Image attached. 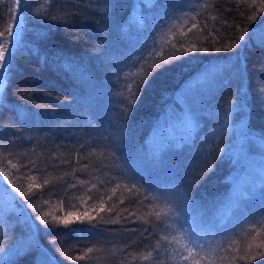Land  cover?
<instances>
[{
  "label": "trees",
  "instance_id": "obj_1",
  "mask_svg": "<svg viewBox=\"0 0 264 264\" xmlns=\"http://www.w3.org/2000/svg\"><path fill=\"white\" fill-rule=\"evenodd\" d=\"M5 56L0 264H264V0H0Z\"/></svg>",
  "mask_w": 264,
  "mask_h": 264
},
{
  "label": "rangeland",
  "instance_id": "obj_2",
  "mask_svg": "<svg viewBox=\"0 0 264 264\" xmlns=\"http://www.w3.org/2000/svg\"><path fill=\"white\" fill-rule=\"evenodd\" d=\"M189 10H186L184 12L185 15L189 14ZM20 17V15H18ZM183 20V19H182ZM184 24V22H183ZM181 20L180 21H173L170 26L165 30V32H169L172 28L177 27L179 25V27H181L182 25ZM17 31H18V27H17ZM167 34V33H166ZM161 37V35H160ZM159 37V39H161ZM125 48H117L115 49L116 53L122 54V51H124ZM7 60H8V56H5V58H3L1 60V67H0V91L3 87V83H4V78H3V73L6 70L7 67ZM121 71H119L118 73H120ZM121 73H127L126 71H122ZM129 73V72H128ZM131 73H136V72H131ZM125 90V89H124ZM186 222V220H184L180 226V229H177V237L179 238V240L181 241V245H186V246H190L192 244H194L197 240V237L194 234V232L191 229L186 228V225H184Z\"/></svg>",
  "mask_w": 264,
  "mask_h": 264
},
{
  "label": "snow or ice",
  "instance_id": "obj_3",
  "mask_svg": "<svg viewBox=\"0 0 264 264\" xmlns=\"http://www.w3.org/2000/svg\"><path fill=\"white\" fill-rule=\"evenodd\" d=\"M204 50L206 51L207 49H204ZM81 183H83V181H81ZM24 194L25 193L22 191L21 195H24ZM41 219L43 220V217H41ZM44 223H48V221H44ZM61 223L67 225L68 224V220H63V221H61ZM88 251L90 252V251H92V249H89ZM86 255H87V253H85V256ZM73 259H76V260L84 259V256H76V257H73Z\"/></svg>",
  "mask_w": 264,
  "mask_h": 264
},
{
  "label": "bare ground",
  "instance_id": "obj_4",
  "mask_svg": "<svg viewBox=\"0 0 264 264\" xmlns=\"http://www.w3.org/2000/svg\"><path fill=\"white\" fill-rule=\"evenodd\" d=\"M20 2H21V0H18V3H20ZM118 45H119V43H118ZM142 128H143V130H144V134H146V129H147V127L142 126Z\"/></svg>",
  "mask_w": 264,
  "mask_h": 264
},
{
  "label": "water",
  "instance_id": "obj_5",
  "mask_svg": "<svg viewBox=\"0 0 264 264\" xmlns=\"http://www.w3.org/2000/svg\"><path fill=\"white\" fill-rule=\"evenodd\" d=\"M5 77V71H4V73H3V78Z\"/></svg>",
  "mask_w": 264,
  "mask_h": 264
}]
</instances>
